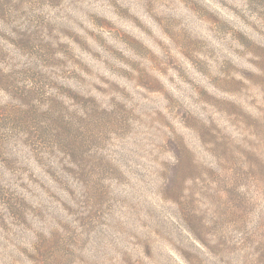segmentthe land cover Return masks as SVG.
Here are the masks:
<instances>
[{
  "label": "rangeland",
  "instance_id": "1",
  "mask_svg": "<svg viewBox=\"0 0 264 264\" xmlns=\"http://www.w3.org/2000/svg\"><path fill=\"white\" fill-rule=\"evenodd\" d=\"M0 264H264V0H0Z\"/></svg>",
  "mask_w": 264,
  "mask_h": 264
}]
</instances>
